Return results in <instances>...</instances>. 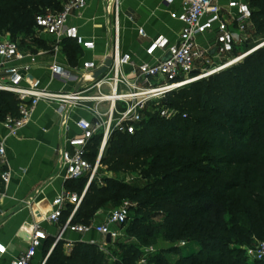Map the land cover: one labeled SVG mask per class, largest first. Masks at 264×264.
Instances as JSON below:
<instances>
[{"label": "trees", "instance_id": "trees-1", "mask_svg": "<svg viewBox=\"0 0 264 264\" xmlns=\"http://www.w3.org/2000/svg\"><path fill=\"white\" fill-rule=\"evenodd\" d=\"M63 2L0 0V34L30 35L29 42L45 47L44 41L33 36L35 16L43 9L60 10ZM248 4L253 33L264 39V0ZM28 49L34 50L33 46ZM62 50L71 66L79 62L81 49L75 42L64 41ZM242 87L246 89L244 104ZM18 104L14 94L0 91V118L18 115ZM165 104L177 110L174 118L148 114L134 134H113L100 160L115 174L147 172L158 179L149 186L111 179L99 185L93 180L69 224L89 225L98 209H111L128 199L135 205L126 233L136 241L123 246V257L111 264H135L142 249L159 239L172 247L151 255L152 264H247L228 243H247L251 237L264 240V47L173 91ZM236 112L242 123H248L245 140H239L228 125ZM99 144L97 136L88 146L85 158L91 163ZM173 158L178 160L169 161ZM158 160L163 163L157 164ZM86 182V178L67 180L65 189L81 194ZM72 208L66 206L60 225ZM188 241L199 249L180 253L179 243ZM53 244V239L44 242L43 254L50 251L46 264H109L95 243L76 242L70 254L64 253L63 242ZM172 252L177 253L175 261L166 255Z\"/></svg>", "mask_w": 264, "mask_h": 264}, {"label": "built area", "instance_id": "built-area-1", "mask_svg": "<svg viewBox=\"0 0 264 264\" xmlns=\"http://www.w3.org/2000/svg\"><path fill=\"white\" fill-rule=\"evenodd\" d=\"M164 1L170 5L177 0ZM180 5L181 10L175 16L182 28L176 40L168 43L164 36L151 39L143 50L145 58L136 61L131 53L119 49L118 6L117 0H112L113 22L108 53L110 63L106 71L93 77L92 74L103 65V61L87 59L69 65L70 73L59 72L55 62L50 65L53 75L73 77L75 85L70 90L36 87L29 80L28 74L43 51L26 52L7 34H0V91L10 92L19 100L18 115L0 118L6 136L17 135L40 101L55 106L57 123L63 135L69 132L71 113L82 110L88 117H80L74 122L78 133L67 136V145L60 150L64 179L86 178V187L97 180L98 171L103 166L100 160L113 134H134L150 113H157L166 120L174 118L178 114L177 110L165 104L170 93L237 63L255 47L234 55L235 48L247 44L249 33L253 31L251 9L247 2L229 0L222 7L216 0H180ZM85 6L86 0H65L60 10L38 13L35 16L36 31L52 43L55 52L61 49L66 40L75 42L83 51L93 50L94 43L84 39L78 28L69 22ZM138 34L146 36L142 28L138 29ZM212 49L214 52L210 53ZM167 54L170 57L163 60ZM213 65L217 67L210 70ZM97 136L100 138L98 154L94 163H91L85 155L89 144ZM6 164L3 137L0 138V180L4 184L10 179V170ZM85 189L81 194L65 191L52 201V210L44 220L59 226L54 244L59 241L64 230L76 233L94 231L102 236L110 234L112 240L117 234L113 228L126 223L127 202L110 210L100 224H69ZM68 204L73 205V208L67 221L60 225V216ZM46 239L47 233L40 228V222L34 223L30 243L11 264H32ZM106 245L104 242L103 246H98L105 250ZM151 250L146 249V253ZM5 252L6 247L0 243V255ZM49 253L38 264H46ZM246 254L252 260L264 262V240L247 247ZM137 264H146V256H142Z\"/></svg>", "mask_w": 264, "mask_h": 264}, {"label": "crops", "instance_id": "crops-1", "mask_svg": "<svg viewBox=\"0 0 264 264\" xmlns=\"http://www.w3.org/2000/svg\"><path fill=\"white\" fill-rule=\"evenodd\" d=\"M216 1L224 7L229 0ZM240 1L249 3V0ZM117 6L119 49L131 53L136 61L145 58L143 50L151 39L164 36L171 43L181 31L182 25L175 16L181 10L180 0L170 5L164 0H117ZM112 9V0H86V6L70 19V24L78 28L80 35L94 43L93 50H81L78 61L87 59L104 63L108 59ZM139 28L146 36L138 34ZM41 40L45 47L35 45L34 50L22 48L29 53L43 51L29 71V80L38 88L72 89L75 85L73 77L53 75L50 70V65L55 62L59 72L70 73V64L62 47L55 52L46 37H41ZM54 110L53 104L40 101L16 136H6L0 125V138L5 137L6 167L10 170L9 182L4 184L0 180V243L6 247L5 254L0 255V264H11L26 249L34 223L40 222V228L47 233L48 239L55 241L58 235L59 226L45 221L44 217L52 210V201L66 191L60 150L67 145V136L78 133L74 122L80 117H88V114L74 110L70 115L69 132L63 135ZM97 183L103 185L104 181L97 179ZM108 211L110 209H98L92 223H102ZM59 241L63 242L65 254L71 253L76 242L106 243L105 236L94 231L76 233L64 230ZM43 247L38 250L32 264H38L44 257Z\"/></svg>", "mask_w": 264, "mask_h": 264}, {"label": "rangeland", "instance_id": "rangeland-1", "mask_svg": "<svg viewBox=\"0 0 264 264\" xmlns=\"http://www.w3.org/2000/svg\"><path fill=\"white\" fill-rule=\"evenodd\" d=\"M46 10H48V9H43V11H46ZM34 33H33V36L35 38L34 37L33 38L37 39V40H41V36L39 35V33L36 30L34 31ZM9 34L11 37H13L14 40L19 41V43H21L25 49L27 48V50L29 47L35 46V43L28 41V38L30 35L26 37L25 35H23L22 33H19V32H15L13 35H11V33H9ZM9 34H7V35L9 36ZM249 35H250V38L247 41V44H243V45H240V46L235 48V51H234L235 56L240 55L241 53L251 49L255 45L264 41V39L259 38L258 36H255L253 31H250ZM240 61H238V62H240ZM237 63H235V64H237ZM235 64H233V65H235ZM214 67H217V65H213L210 68V70L213 69ZM241 94H242V104H244L245 98H246L245 87L241 88ZM228 125L232 130H234L236 132L235 135L239 140L240 139L245 140L246 138H248V134H246V131L249 129L248 123H242L240 121V116H239L238 112H236L231 117V120L228 122ZM177 160H178L177 158L169 159V161H177ZM156 163L161 164V163H163V161L158 160V161H156ZM147 174H148L147 172L115 174V173L108 171L107 168L102 166V168L99 169V171H98V178L97 179H99V180L111 179L114 181H121V182L127 183L129 185L149 186L151 183L155 182L156 179H158V178L154 174L151 176H148ZM125 202H127V208H128V219H127L126 223L123 225H117L113 228V230H115L117 232V234L112 239L110 245H106L105 250H101L100 248H98L99 251L105 255V260L109 264H111L115 259H121L123 257V255H124L123 250H122L123 246H126V245L132 243L133 241H136L134 237H131L130 235H128L126 233V228L128 227V225L131 222V217L134 216V211L132 208L135 205V203L131 202L128 199H123L116 206L112 207L110 210L118 208L119 206H121ZM108 213H109V211L105 215H107ZM156 219H158V218H156ZM258 241H261V240L256 239L254 237H251L250 241L247 243L246 242H236V241L231 240V241H229L228 246L231 249H235L237 251V253H239L238 255L240 256L241 261H243L247 264H264V263H260V262H257L255 260L250 259L246 254V248L256 245ZM181 243H179V245H178L179 249H180V253H189L191 251H197L199 249V247L193 242L188 241L186 243L183 242L184 244H181ZM101 246H103V245L101 244ZM173 246H175V245H173ZM163 247L168 248V247H172V246H170V244H167L166 242H163L161 239H159L155 245H151L150 247H144L142 249V252L140 254L139 259L142 256H146V264H152L151 261H149V258L151 259V255L158 254V251L161 250ZM146 249H152V250L146 253ZM166 255H167L168 259L170 257L172 259V261H175V259L178 257L177 253H175V252L168 253ZM137 262L135 264H137Z\"/></svg>", "mask_w": 264, "mask_h": 264}, {"label": "water", "instance_id": "water-1", "mask_svg": "<svg viewBox=\"0 0 264 264\" xmlns=\"http://www.w3.org/2000/svg\"><path fill=\"white\" fill-rule=\"evenodd\" d=\"M213 52H214V49H212V50L210 51V53H213ZM169 57H170V55L167 54V55H165V57L163 58V60H167ZM109 63H110V59L108 58V59H106V61L103 63V65H102L98 70H96V71L92 74V76H93V77H97L98 75L104 73V72L106 71V69H107ZM88 186H89V184H88ZM88 186L86 187L85 192H86ZM105 241H106L107 244L111 243V235H110V234H107V235L105 236ZM56 243H57V242H56ZM56 243L53 245V247L56 245ZM53 247H52V248H53ZM52 248H51V250H52Z\"/></svg>", "mask_w": 264, "mask_h": 264}, {"label": "bare ground", "instance_id": "bare-ground-1", "mask_svg": "<svg viewBox=\"0 0 264 264\" xmlns=\"http://www.w3.org/2000/svg\"><path fill=\"white\" fill-rule=\"evenodd\" d=\"M260 47H264V41H262L259 44L255 45V47L251 50V52H253L254 50H256V49H258Z\"/></svg>", "mask_w": 264, "mask_h": 264}]
</instances>
